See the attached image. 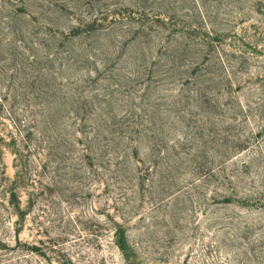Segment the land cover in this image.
Returning <instances> with one entry per match:
<instances>
[{"label": "rangeland", "instance_id": "rangeland-1", "mask_svg": "<svg viewBox=\"0 0 264 264\" xmlns=\"http://www.w3.org/2000/svg\"><path fill=\"white\" fill-rule=\"evenodd\" d=\"M0 264H264V0H0Z\"/></svg>", "mask_w": 264, "mask_h": 264}]
</instances>
